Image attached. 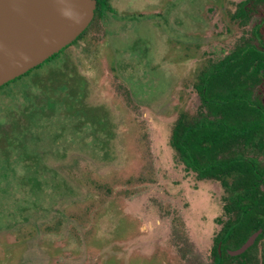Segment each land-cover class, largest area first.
Wrapping results in <instances>:
<instances>
[{
    "label": "rangeland",
    "instance_id": "1",
    "mask_svg": "<svg viewBox=\"0 0 264 264\" xmlns=\"http://www.w3.org/2000/svg\"><path fill=\"white\" fill-rule=\"evenodd\" d=\"M240 1L108 0L113 12L64 49L67 65L48 73L45 63L0 90V122L26 88L42 102L78 98L71 111L85 113L57 106L34 121L56 181L44 174L37 205L0 215V264L210 263L225 193L185 169L170 136L179 113L199 106L206 62L247 34L231 20ZM68 79L78 94L61 87Z\"/></svg>",
    "mask_w": 264,
    "mask_h": 264
},
{
    "label": "trees",
    "instance_id": "2",
    "mask_svg": "<svg viewBox=\"0 0 264 264\" xmlns=\"http://www.w3.org/2000/svg\"><path fill=\"white\" fill-rule=\"evenodd\" d=\"M105 12H113L108 0H96L94 17L82 35ZM231 20L242 29L251 22L249 37L242 34L231 51L206 62L194 84L199 106L191 114L179 113L170 136V146L185 169L198 180L218 182L225 193L227 219L219 223L221 229L214 238L208 264H228L232 258L228 251L240 248L258 230L261 233L255 243L264 237V0L236 3ZM61 87L79 93L69 79ZM26 90L25 102L15 103V111L3 113L0 122V215L4 212L6 216L8 211V218L11 205H37L38 190L47 187L44 174L54 173L49 177L56 181V172L45 167L40 157L37 142L41 140L33 131L34 121L57 106L65 108L66 115L85 116L81 108L71 111L78 98L69 102L48 96L42 102L39 94ZM50 186L55 189L53 183ZM18 211L25 222L34 213L25 215L29 208Z\"/></svg>",
    "mask_w": 264,
    "mask_h": 264
},
{
    "label": "water",
    "instance_id": "3",
    "mask_svg": "<svg viewBox=\"0 0 264 264\" xmlns=\"http://www.w3.org/2000/svg\"><path fill=\"white\" fill-rule=\"evenodd\" d=\"M96 0H0V87L73 43L89 26ZM260 230L231 255L245 252Z\"/></svg>",
    "mask_w": 264,
    "mask_h": 264
},
{
    "label": "flooded vegetation",
    "instance_id": "4",
    "mask_svg": "<svg viewBox=\"0 0 264 264\" xmlns=\"http://www.w3.org/2000/svg\"><path fill=\"white\" fill-rule=\"evenodd\" d=\"M247 30H248V32L250 30H252V23L251 22H249L247 24ZM90 31H92V29H89L85 35L81 34L82 35V36L80 35L81 38L78 39L77 41L75 40V43L73 42L69 46H67V49L69 47H72V45L76 44L77 42L85 40L86 36L89 34ZM93 31H94V29H93ZM246 37L247 38L249 37V33L246 34ZM91 45H92V43L90 45H88V43H87V45H83L82 47L91 46ZM64 49H62L57 54H54L52 57H50L48 59V62H47L48 68L46 69V71H48V73H53V69H55L54 66L57 64H60V65H64V64L67 65L68 64L69 53L64 52ZM60 53H62V55L59 57ZM50 69H51V71H50ZM69 79H71V78H69ZM260 233H261V230H260ZM260 233H259V235H260ZM258 236H257V238H258ZM257 238L255 239L254 243L248 248V249H251L249 252H247L248 251V249H247L245 252H243L239 255H231L228 253L232 257L231 259L228 260V264H264V237L260 238L257 241V243H255ZM229 251H235V250H229ZM237 256H240V257L234 258Z\"/></svg>",
    "mask_w": 264,
    "mask_h": 264
}]
</instances>
